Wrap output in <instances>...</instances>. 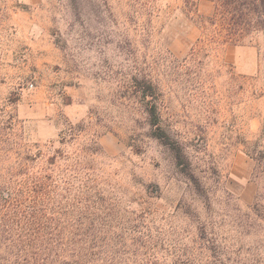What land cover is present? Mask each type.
<instances>
[{"label":"rangeland","instance_id":"rangeland-1","mask_svg":"<svg viewBox=\"0 0 264 264\" xmlns=\"http://www.w3.org/2000/svg\"><path fill=\"white\" fill-rule=\"evenodd\" d=\"M253 2L0 0V108L23 150L43 154L35 165L64 174L60 216L95 201L126 237L150 228L162 264H181L203 225L233 264L255 250L264 35ZM152 105L194 181L153 136Z\"/></svg>","mask_w":264,"mask_h":264},{"label":"trees","instance_id":"trees-1","mask_svg":"<svg viewBox=\"0 0 264 264\" xmlns=\"http://www.w3.org/2000/svg\"><path fill=\"white\" fill-rule=\"evenodd\" d=\"M252 9L255 29L264 35V0H254ZM152 89L147 87V92L152 94ZM147 112L153 136L172 146L182 173L194 181L182 151L173 146L160 125L157 106ZM13 120L14 116L0 108V264H162L156 250L158 239L150 228L141 224L143 231L132 226L126 237L118 233L125 229L122 222L96 215L106 208L95 201L91 206L77 202L79 215L74 218L60 216L63 207L58 197L64 174L54 162L52 168L35 165L43 154L23 150ZM251 158L259 181L264 176V150ZM260 188L251 213L264 234V182ZM198 230L195 245L181 255V264H233L217 237L209 238L204 225ZM247 254L238 264H264V238Z\"/></svg>","mask_w":264,"mask_h":264}]
</instances>
